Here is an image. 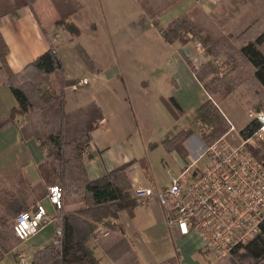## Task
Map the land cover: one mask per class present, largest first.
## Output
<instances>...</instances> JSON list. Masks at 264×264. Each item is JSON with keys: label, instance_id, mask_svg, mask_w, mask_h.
Returning a JSON list of instances; mask_svg holds the SVG:
<instances>
[{"label": "crops", "instance_id": "0c3cea01", "mask_svg": "<svg viewBox=\"0 0 264 264\" xmlns=\"http://www.w3.org/2000/svg\"><path fill=\"white\" fill-rule=\"evenodd\" d=\"M74 1L79 6L67 18V21L72 22L77 28L81 16L90 12L93 14L98 12L106 24H116L115 30L118 33L132 36H148V33H155L163 41L161 52L167 55L165 61L168 66V71L162 72V80L160 78L142 79L144 75H138L135 71L132 72L135 78L131 77L129 75L131 66L125 69L122 66L116 72L111 71L107 74L106 79L103 80V88L96 82L99 80L100 70L95 63L93 64V60L89 58L84 49H77L73 59L65 57L62 53L65 41L73 38L71 39L70 34L56 23L59 14L50 0H36L31 5H24L15 11H11L10 0H0V35L8 47V53L5 56L8 68L13 72H19L27 63L36 59L50 47H54L61 62L62 79L69 82L63 85L64 111L71 112L94 102L100 108L102 116L105 117L106 123L102 127L96 125L89 132V143L93 148L89 149L87 157L83 159L87 176L90 179H96L123 163L132 162L128 168L130 191L138 185L155 186L152 163L156 162L157 155L153 151L159 153L162 160L169 157L175 165L177 164V171H169V173L179 174L197 157L200 148L204 145L201 135L197 132L198 120L194 117L196 108L208 98L215 103L230 124V129L221 139L225 140L230 133L240 137L239 131L251 120V117L243 108L248 119L237 130L221 107L222 102L229 96L239 101L233 94L237 87L233 83L238 82L236 80L231 82L230 89L226 90L224 86L227 83L222 82L224 89L220 97L212 98L203 88L202 82L196 79L186 62L187 58L197 68L210 60V55L203 45L197 47L196 42L199 40L196 37L185 43L180 41L168 43L162 39L161 31L175 18L193 12L192 19L200 26L202 25L200 21L208 17L212 21L208 23H214L218 27L222 26L224 30L233 34H239L249 27L254 33L248 37L254 38L264 30V22H261V18L256 14L247 17V10L240 12L238 7L231 6L233 0ZM224 1L227 4H223ZM248 8H253V6H246V9ZM242 9L244 10L245 7ZM199 12L202 13V18ZM203 27L208 29L205 24ZM75 39L69 42V45L77 43ZM240 57L246 60L247 67H251L252 74L254 71L252 64L244 56L240 55ZM231 72V76L235 78L236 71L233 69ZM54 78L52 75V82L57 87L58 83ZM82 78H86L88 82L71 91L69 86L79 82ZM67 90L71 93L66 94ZM169 97H172L180 107V112H177L176 117L164 101ZM13 107H17V101L10 88L0 79V189L11 188V184L16 182L18 177H22L31 187L42 184L38 165L44 160L45 151L35 138L22 139L20 128L26 124V117L21 113L12 115ZM186 129H190V135L182 143L187 152L186 156L180 155L175 149L168 150L162 144L161 140L165 136H171ZM200 162L201 164L204 162V157L196 161V164L201 165ZM168 176L169 182L170 174ZM47 187H45L46 193L38 194V198H35L31 191H27L29 198L25 202H30L32 206L41 202L52 213L53 207L46 197ZM83 207L85 205L82 201L67 202L63 193L62 210L55 213L71 212ZM1 208L3 207L0 205ZM116 213V218L108 217L99 222L100 228H97L95 232L101 237H94L89 242L100 264H120L112 261L104 249L105 236L108 233L102 234L101 231L102 226H105V224L102 225L103 222H107L108 219L110 224L122 227L140 264H170L169 261L172 264H184V262L185 264H203L204 262L196 259V256L191 258L200 252L207 264H211L210 255H206L200 249L194 236H180L166 225L162 208L155 198H150L146 202L137 201L131 212L121 209ZM58 221L57 218L48 222L45 227L51 225L57 227L60 225ZM43 229L27 241L41 233ZM51 236L48 232L38 240V246L33 243L32 255L54 242V237ZM16 251L17 246L5 253L3 257ZM3 257L0 259V264H6L2 261ZM124 257L121 259L123 260ZM213 264L217 263L213 262Z\"/></svg>", "mask_w": 264, "mask_h": 264}, {"label": "trees", "instance_id": "16d2710c", "mask_svg": "<svg viewBox=\"0 0 264 264\" xmlns=\"http://www.w3.org/2000/svg\"><path fill=\"white\" fill-rule=\"evenodd\" d=\"M35 1L10 0L11 11L24 5H31ZM50 1L59 14L56 23L78 35V28L67 21V18L77 10L79 4L74 0ZM192 16L193 12H190L172 20L161 31L162 39L168 43L174 41L185 43L200 35L203 28L192 19ZM218 40L220 39L214 40L211 33H207L202 41L199 39L203 46L212 43L214 50L213 48L205 50L209 54L214 53L215 56L219 54V52L215 53V49L218 50L220 46ZM237 51L254 67L251 79L256 84L255 88L260 91L257 96L261 98L264 95V30L239 45ZM7 53L8 47L0 35V79L10 88L17 101V107L12 108L11 114L21 113L26 118L32 114L36 118V123H32L31 128L29 121H26V124L20 128V132L22 139L33 137L38 140L40 147L45 151V158L38 165L42 184L31 187L22 177H18L16 182L11 184V188L0 189V205L9 214L18 213L22 203L29 198L27 191H31L34 197L38 198V194L46 193V186L58 183L63 189L64 196L65 194L78 195L85 207L63 214L61 237L57 242L37 250L33 254L31 263L100 264L89 242L90 239L98 236L95 231L100 221L108 217L116 218V212L121 209L131 212L136 205L137 200L132 198L129 192L131 186L128 168L132 162L123 163L96 179H90L85 170L81 151L89 144V132L102 117L100 108L96 103L90 102L74 111H64L63 85L69 82L62 79L61 62L54 47H50L27 63L19 72H13L8 68L5 59ZM226 55L231 61V53L228 52ZM186 62L196 79L202 82L209 96L218 91L219 77L211 76L218 69L210 60L197 68L187 58ZM52 75L58 83L57 87L52 82ZM164 101L176 117L177 112H180L177 102L172 97ZM252 104L255 111L261 110V104ZM194 118L205 121L212 127L211 130L201 133V139L205 145L217 141L230 129V124L210 98L196 108ZM258 127L259 122L253 118L239 131V135L247 138ZM185 131L165 136L161 140L162 144L168 150L175 149L180 155L186 156L187 152L180 140L190 134L189 130ZM251 152L257 159L264 160V143L261 148H252ZM7 216L8 214H0V227L5 229L9 225ZM118 230L120 238L114 244V248L107 250V255L114 262L129 256L130 264H140L122 227L119 226ZM11 236H5L4 232L0 231V259L15 247L14 242H10ZM240 248L243 250L241 254L243 258L254 262L264 260V220L260 224L259 233L246 244L236 247L233 252Z\"/></svg>", "mask_w": 264, "mask_h": 264}, {"label": "built area", "instance_id": "2783aa9c", "mask_svg": "<svg viewBox=\"0 0 264 264\" xmlns=\"http://www.w3.org/2000/svg\"><path fill=\"white\" fill-rule=\"evenodd\" d=\"M197 47L201 46L196 42ZM215 63L219 61L215 60ZM225 71L219 65L218 76ZM82 78L70 85L72 90L86 84ZM259 122V127L247 138L232 144L218 139L210 145H203L197 157L180 171L170 174V181L164 186L138 185L131 189L132 198L146 202L155 198L162 208L166 225L180 236H194L205 254L221 259L256 236L264 220V160L257 159L252 148L264 143V112L250 113ZM105 117L96 125L102 127ZM201 131L211 130L208 123L198 124ZM89 143L81 151L86 158ZM204 157L201 165L196 161ZM55 212L62 208L63 189L59 184L47 187L46 195ZM46 206L37 202L28 209L16 213L12 233L20 241L38 233L48 222L57 219ZM59 217V216H58ZM61 223L55 228L54 242L62 235ZM18 264H31L23 254L17 255Z\"/></svg>", "mask_w": 264, "mask_h": 264}, {"label": "rangeland", "instance_id": "374dc122", "mask_svg": "<svg viewBox=\"0 0 264 264\" xmlns=\"http://www.w3.org/2000/svg\"><path fill=\"white\" fill-rule=\"evenodd\" d=\"M227 2H223V4ZM229 4V1H228ZM227 6V5H226ZM231 6L238 7L240 12L247 10V17H252L254 14H256L259 18H261V22H264V0H233L231 2ZM230 6V7H231ZM246 6H253V8L246 9ZM245 7L243 10L242 8ZM226 9V8H225ZM226 13V10H225ZM200 17L202 18V13L200 14ZM79 24H78V35H75L74 33H71L69 30L65 29L71 36L72 40L65 41L66 44L64 45V49L62 53H64V56L73 59L76 56L77 49L81 50L84 49L85 53L93 60V64L95 63L98 67L99 71V80H96V82L103 86V80L106 79L107 74L111 71L116 72L117 69L123 66V69H125L127 66H131L129 71V75L131 77H134V74H132L133 71H135L138 75H144L143 78H160L162 80V72L168 71V66L165 61L167 58V55L162 51L163 41L155 34V33H148V36L145 35H137L132 36L131 34L126 33H118L115 30V23H105L104 20L101 18L99 13L93 14L92 12L88 14H84L79 18ZM212 22L208 17H204L200 23L202 24L203 31L200 35L196 37V39H200L202 41L203 37L207 33H211L213 36V39L216 40V38L220 39L218 40L219 49H215V53H218V56H215L213 54L210 55V61L212 62L213 66L218 69L220 63L221 65H225V71L223 72V75L221 77L218 76V70L217 72L211 74V76H217L219 77L218 84V91L214 93L212 98H218L220 97V93L223 91L224 87L226 89H230V83H233L234 85H237V87L234 89L233 94L236 95L240 103H238L232 96L227 97L222 102V109L226 113V115L230 118L234 126L237 130L240 129V126L248 119L247 114L251 119H253V116L250 115V113H257V112H264V95L260 98L257 96L258 91L255 87L256 84L251 79V67L246 66V60L241 58L238 54L237 47L241 45L243 42L248 40V36L254 33L251 28H246L242 30L239 34H233L230 33L228 30H224V28L216 26L214 23H208ZM208 28H204L203 25ZM260 24V21H259ZM213 26V27H211ZM211 27V28H210ZM110 28V29H109ZM207 32V33H206ZM76 38V39H75ZM76 40L77 43L73 45H69V42ZM198 39V40H199ZM250 39V38H249ZM198 41V42H200ZM205 49L207 48H213L212 43H209L205 46H203ZM214 50V48H213ZM231 53L232 60L230 61L227 58V53ZM215 60L219 61L218 63H215ZM234 69L236 71V76L233 78L231 76V71ZM153 70V72L151 71ZM102 71V72H101ZM119 72V71H118ZM135 78V77H134ZM91 79V78H89ZM171 82V81H170ZM222 82H226L227 84L223 87ZM230 84V85H229ZM232 88V86H231ZM73 91V90H71ZM230 91V90H228ZM71 92L67 90L66 94H70ZM252 103H259L261 104V110L255 111L254 108H252ZM243 106V107H242ZM218 108V107H217ZM247 112H245V110ZM219 109V108H218ZM220 111V110H219ZM221 112V111H220ZM222 114V113H221ZM223 115V114H222ZM224 116V115H223ZM225 118V116H224ZM225 120H227L225 118ZM26 121H29L30 128L32 126V123H36V118L30 114L29 118H26ZM204 124L207 123L205 121L198 120V124ZM156 124L157 121H156ZM34 126V125H33ZM192 127V126H191ZM194 129V127H192ZM190 131V129H186V131ZM197 132L201 135L203 131H201L199 125H197ZM184 131V130H180ZM185 131V132H186ZM196 131V129H195ZM187 136L180 139L183 143L187 139ZM181 137V136H180ZM241 137V136H240ZM237 134H229L228 137L225 139L229 141L232 144H236L240 141V138ZM261 148V146H260ZM155 148H153L154 150ZM157 155L156 162L152 163V173L155 176V182L157 187L164 186L166 182L168 183L169 180V171L176 172L177 171V164L167 157L165 160H162V156L157 153L156 151H153ZM152 153V154H153ZM195 154V153H194ZM153 157V156H152ZM165 161V162H164ZM201 164V162H200ZM157 182L165 183L163 185H159ZM58 184V183H57ZM148 185V184H146ZM65 200L67 202L76 200L78 202H81L82 200L79 199V196H75L72 194H65ZM27 202V203H26ZM22 203L21 210L28 209L32 205L30 202L26 201ZM83 203V202H82ZM62 210V209H61ZM13 211V210H11ZM17 212L7 213L6 210L3 208L0 209V214H5L8 218V228L5 229L4 227H0V231L4 232L5 236H11L12 232L10 228L12 227L13 218L16 215ZM52 214H55V211L53 210ZM63 212L57 215V218L59 219L58 222L62 225V216ZM109 221V219H108ZM103 222L102 225L105 224V226H102V234L108 233L105 236L106 242L104 243V249L105 251L114 248V244L119 240V226H113L110 225L109 222ZM99 224V223H98ZM1 226V225H0ZM107 226V227H106ZM45 226H43L44 228ZM134 227H140V226H134ZM41 228V229H43ZM55 226H47L43 229V231L39 234H37L35 237L30 239L29 241H20L16 239L13 235L10 238V242H14L15 246H17V251L12 253H8L5 255L2 259L4 263L8 264H18L17 255L19 253L23 254L27 259L30 261L33 259L32 255V245L33 243H36L38 246V240L40 238L47 234L48 232L52 235L51 237H54L56 239L55 235ZM100 228V227H98ZM105 228V229H104ZM40 229V230H41ZM8 230V231H7ZM39 230V231H40ZM106 230V231H105ZM99 236V235H98ZM13 237V238H12ZM101 235L98 237L100 238ZM44 241V240H41ZM246 244V243H245ZM118 251V249H114ZM243 250L240 248L238 250H235L232 252L229 256L223 257L221 259H216L215 257H211L210 255V263L213 264V262H216L217 264H264V260L259 261H251L248 258H243L242 254ZM207 255V254H206ZM196 256V259L203 261L205 264H207V261L203 259V255L200 253H196L191 258H194ZM121 259V258H120ZM118 260V263L120 264H130V257H124L123 260ZM170 264L171 261H169ZM203 263V264H204ZM150 264V263H149ZM183 264V263H181ZM185 264V262H184Z\"/></svg>", "mask_w": 264, "mask_h": 264}]
</instances>
